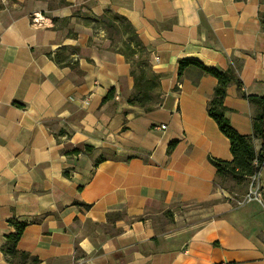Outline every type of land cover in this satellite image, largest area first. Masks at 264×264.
<instances>
[{
  "label": "crops",
  "instance_id": "0c3cea01",
  "mask_svg": "<svg viewBox=\"0 0 264 264\" xmlns=\"http://www.w3.org/2000/svg\"><path fill=\"white\" fill-rule=\"evenodd\" d=\"M105 8L150 52L149 108L127 102L132 67L103 32L61 42L0 10V264H29L1 250L9 218L27 222L17 247L34 264H264V164L259 201L241 203L250 176L217 182L209 157L233 158L207 113L217 80L177 63L232 70L224 114L259 152L264 106L246 96H264V0H93ZM62 44L77 63L52 59Z\"/></svg>",
  "mask_w": 264,
  "mask_h": 264
},
{
  "label": "trees",
  "instance_id": "16d2710c",
  "mask_svg": "<svg viewBox=\"0 0 264 264\" xmlns=\"http://www.w3.org/2000/svg\"><path fill=\"white\" fill-rule=\"evenodd\" d=\"M95 20L101 22L109 34L107 37L110 43L107 49L121 52L132 67L131 75L134 78V89L127 98V102L132 105L149 108L154 103V98L160 95L157 91L160 77L152 70L150 52L141 42L135 28L125 16L114 12L110 8H105L103 13L95 17ZM115 34L121 36V46L118 43L115 46ZM65 49L66 46L61 47V51ZM70 51L74 53L73 48ZM48 55L50 56V53ZM51 57L56 63H67V61H64L65 59L62 57L61 52H56ZM177 63L178 75L186 67L195 66L214 76L217 80L213 93L207 103V113L215 120L219 130L229 140L230 151L233 156L230 161L209 157V160L216 167L217 182L224 184L228 179L240 180L253 175L264 164V144H262L261 150L256 152L253 147L252 137L236 131L224 114V97L228 84L235 82L237 86L240 85L232 70L229 68L225 71H219L215 68H206L200 61L193 58H180ZM134 64L138 65V72H136ZM113 95L114 90L110 89L105 97H103V101ZM246 97L250 101L264 106V96L249 95ZM261 120H264V117ZM173 144L174 142L170 143L169 147H172ZM255 158L258 162L257 165L253 163ZM8 224L13 228V231L4 236V241L1 244L2 252L10 257L17 256L23 260H28L29 264L36 263L38 259L35 256H31L17 247L27 222L25 220L9 218Z\"/></svg>",
  "mask_w": 264,
  "mask_h": 264
},
{
  "label": "rangeland",
  "instance_id": "374dc122",
  "mask_svg": "<svg viewBox=\"0 0 264 264\" xmlns=\"http://www.w3.org/2000/svg\"><path fill=\"white\" fill-rule=\"evenodd\" d=\"M92 3L93 0H0V10L29 13L31 19L35 13H38L43 18L40 25L59 34L61 42L76 38L82 26H90L94 33L103 32V35L108 39L109 34L103 24L95 20V17L103 13L104 9L101 13L95 14L92 10ZM114 38L115 46L118 44L121 46V36L115 34ZM91 40L92 37L88 39V43ZM108 42L110 43L109 39ZM62 46H66V49L61 51ZM71 48L74 53H71ZM56 52H61L67 63H77L75 55L80 54V47L62 44L54 53ZM133 66L138 72V65L134 64Z\"/></svg>",
  "mask_w": 264,
  "mask_h": 264
},
{
  "label": "built area",
  "instance_id": "2783aa9c",
  "mask_svg": "<svg viewBox=\"0 0 264 264\" xmlns=\"http://www.w3.org/2000/svg\"><path fill=\"white\" fill-rule=\"evenodd\" d=\"M42 19H43L42 16H40L38 13H35V15L32 18V22L34 24L40 25ZM84 103L87 104L88 100H84ZM159 127L164 128V125H160ZM155 128L158 127L155 126ZM253 163H255L256 165L258 164L256 158L253 160ZM259 170H257L253 175H250V184H249L248 192L243 198V201H241V203L249 202L252 200H258V201L260 200L259 186L257 182ZM221 264H228V263H221Z\"/></svg>",
  "mask_w": 264,
  "mask_h": 264
}]
</instances>
